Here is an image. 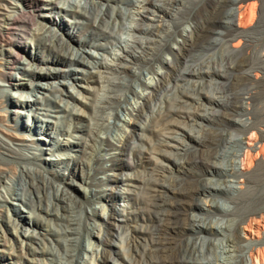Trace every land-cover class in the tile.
Here are the masks:
<instances>
[{
    "label": "bare ground",
    "instance_id": "6f19581e",
    "mask_svg": "<svg viewBox=\"0 0 264 264\" xmlns=\"http://www.w3.org/2000/svg\"><path fill=\"white\" fill-rule=\"evenodd\" d=\"M164 16L170 26L154 23ZM212 51L222 69L206 57ZM135 62L146 67L147 80L131 69ZM118 77L131 100L118 94ZM205 78L219 84L218 97L202 92ZM72 84L89 96L98 89L87 103L79 91L59 89ZM7 104L18 119L56 121L33 122L35 142L0 122V252L8 248L27 264H46L43 257L48 264H122L110 251L117 238L127 247L125 264H264V0H0V113ZM78 105L99 112L90 117L98 130L112 126L118 134L72 125L84 116ZM185 123L200 128L196 146L183 141ZM71 131L87 134L91 144L61 138ZM61 146L76 149L64 154L66 175L56 170L63 159H45L53 170L32 167L33 150L54 155ZM172 161L178 174L168 177L163 163ZM79 171L81 185L101 188L103 195L91 194L103 198L102 214H84L68 192ZM119 185L141 191L138 198L126 190L138 209L118 207ZM201 197L212 203L203 207ZM10 200L15 207L7 209ZM21 208L29 209L31 226L15 230L16 249L4 226L18 228ZM195 213H218L225 222L206 224ZM80 225L97 244L80 243ZM214 228L226 242L216 260L203 261V249L211 253L215 245ZM242 231L247 243L240 246ZM45 241L53 250L41 246Z\"/></svg>",
    "mask_w": 264,
    "mask_h": 264
},
{
    "label": "rangeland",
    "instance_id": "374dc122",
    "mask_svg": "<svg viewBox=\"0 0 264 264\" xmlns=\"http://www.w3.org/2000/svg\"><path fill=\"white\" fill-rule=\"evenodd\" d=\"M121 7H123L124 5H120ZM169 11L175 13V12H178V8L176 7H169ZM178 10V11H177ZM180 12V11H179ZM157 13H154V17L153 19L154 20H157ZM66 19L68 20H71V17L70 16H67ZM155 24H158L160 25L159 27L163 26V27H168L167 25L171 24V22L169 21V17H163V19L161 20V22H154ZM184 27H188V25H184ZM172 30V28L170 29ZM120 37L122 39H125L128 37V35L126 33H120ZM236 42V40H235ZM26 51L28 52V55L30 54H34V49L33 48H29V46H26ZM211 54V55H210ZM210 55V56H208ZM206 57H209L208 60L210 59V63L212 65H215V66H218L220 69L221 68V64H223L224 62L221 63V55L220 53H217L216 51H212V52H208L207 56ZM207 59V58H206ZM213 60V61H212ZM215 62V63H214ZM131 66V69L133 71H137V72H140L142 71V73L145 74V77H146V80L148 79V77L150 76L148 73H147V70L145 69L146 67L143 65V63H139V62H135L133 64H130ZM136 72V73H137ZM72 76H80V75H72ZM133 80V79H132ZM68 83H73V80L72 79H67ZM116 84L119 85V88H118V94H121L122 96H125L126 98L130 99L131 100V96L128 92H126L125 90V87L123 85H125V80H122L120 77H118V79H115L114 80ZM209 80L207 78L204 79V85H203V89H202V92L203 93H206L208 94V96H215V97H218V95H216L215 93V90H216V87H218V83H209L208 82ZM217 81H219V79H217ZM224 82V80H223ZM133 83V86L137 89H139V85L136 81H132ZM74 88L72 87H69V86H65V85H60L59 86V89L60 90H63L64 92H67L68 93H73L75 91H79V93H81L82 96H85L86 98L85 101L87 103H90L91 102V99H93L95 97L94 94H96L97 92V89L94 93H92V95H87V93H85L81 88L77 87L76 85L72 84ZM176 94H170L169 96V99L172 100L174 97H175ZM30 98H33L35 99V97H30ZM79 98H82V97H79ZM67 100V98H66ZM69 101V103H71L72 101L71 100H67ZM173 101V100H172ZM128 102V101H127ZM203 103L206 104V101L203 100L202 101ZM77 103V102H76ZM61 105H64V103H60ZM81 107V110L83 111L84 113V116H82V118H80L79 120H72L71 121V124L72 125H76V126H86L87 128H91L93 130H95L96 132L99 133L100 136L102 137H106L107 135L110 136L111 138L114 137L116 134H118L117 130L115 128H113L112 126L108 129H101V130H98V127L96 125L97 121L96 119H93L90 121V117L91 116H94L95 115H99V112H97L95 110V113H94V109L91 107V106H81V105H78ZM214 108H218V107H214ZM201 108L199 110V113H203L205 115H209L211 113V110L206 108ZM11 110H13L12 106L10 104H7L5 106V109L3 111H1L0 113V122L5 125L6 127H8L11 131L15 132L16 134L20 135L21 137H26L28 139L27 142H35L36 141V137L37 136H40V135H37V133H34V129L31 128V124L34 122L36 124H39L40 125V119H48V120H52V121H56L55 118L53 117H49V118H45L44 116L42 115H36L38 118H39V121L37 122V119L35 120V118H28V117H25V116H21L20 119L14 117V115L10 112ZM119 115L121 117H123V114L121 112H118ZM54 114H59V113H54ZM109 116H110V122L113 121V117H111L112 115V112L109 111ZM108 116V115H107ZM16 119V120H15ZM118 123V122H116ZM205 124V122L203 123ZM185 125L187 126L186 127V130H184V137H183V141L185 142V144H188L189 146H196V143L195 141L193 140L194 138H196V136L198 135V131H200V128L199 126L195 125V124H191V123H185ZM71 136H68V134H63L61 136V138H63V140H70V141H73V142H77V141H82L83 143H86V144H91L90 141H89V137L87 134L85 133H81V132H75V131H71L69 133ZM233 135H235V132L232 133ZM80 137L81 136V139L77 138V137ZM150 139V138H149ZM30 140V141H29ZM150 141L152 143H154L155 141L153 139H150ZM37 144V143H36ZM39 145V144H38ZM37 146V145H36ZM40 147V146H39ZM97 144H96V148H97ZM169 153L173 156V157H176V155L174 154V150L173 149H169L168 150ZM33 154H34V157H35V160H36V163H32V167H39L42 166L44 168H48V169H51L53 170V168H49V166L47 165V163H49V160H46V164H45V159H63V160H58L59 162L61 161L60 164H58V166L56 167V170L59 171L60 173H64V175H66L69 171V168H70V165L69 167H67V158L65 157L64 154H75L76 153V149L75 148H72V147H69V146H61V148H59L55 153L54 155L50 154V152H46L44 154H42V156H40L39 152L37 150H33L32 151ZM91 152V149L90 147H87L86 149V152L85 154H83V158L84 160L88 161V158H89V153ZM82 156V155H81ZM40 158L42 160V163L40 164ZM90 161V160H89ZM151 163V162H150ZM152 164H153V161H152ZM152 164H149V165H146L147 167H151L153 166ZM165 164V175L168 176V177H171L172 175L175 176L177 175V170L176 168L174 167L173 165V161L170 162V163H163ZM110 163H106L104 164V167H109ZM84 171L87 172L88 171V168H84ZM136 171H141L140 173H142L143 175L145 174L144 172H146L147 170L145 169H137ZM80 171L77 173L78 175H76V177L74 178L75 179V184L73 185H70L67 187L68 189V192L71 193L72 195V199L78 204L80 203V205H82V210L84 211V214L85 213H88V214H92L94 212H97V213H101L102 214V211L100 210V206L101 204L104 203V200L103 198H99L97 196H100V195H103V193L101 192V188L99 187H93L91 185H85V184H82L81 185V182H80ZM51 176V175H49ZM60 182V181H59ZM221 186H226L227 183L226 182H223V183H220ZM62 186L64 187V184H62ZM93 189L96 191V198L95 197H92V194L91 192H93ZM126 190H130L131 194L130 196L132 197H138L140 198L142 196V193L139 189H135V188H131V187H127V186H124V185H119V187H117V190H115L116 193H118L119 196L122 197V201L125 200L124 202H122L121 200L118 201V207L120 205H123L125 203H130V206L132 207V209H138L140 207L139 203L136 201V200H132V201H129L127 200L128 198H126L129 194L126 193ZM90 191V192H89ZM133 199V198H132ZM202 200H200V202H198L200 205H202L203 207H207L209 206L212 202L205 197H201ZM219 201V205H222L223 203H226L225 202V197L222 196L220 198L217 199ZM10 200V204L8 203V205L6 206L7 209L9 208H13L15 206L11 205V203H13L14 201ZM15 203V202H14ZM105 204V203H104ZM107 206H109V203H106ZM106 208V207H105ZM23 209L24 212L21 213V216H22V221H24V223L22 221H18V228L17 229H11L7 226H4V229H6V236L7 238L9 239V241L13 244L14 246L18 247L19 249V241L17 240L16 238V235H15V230H20V225L21 226H31V223L30 225H28L29 223V215L26 213V211H28L29 209L27 208H21ZM25 209V210H24ZM103 212H107V209L104 210ZM10 213V211H9ZM84 214H81V216L83 217ZM194 214V213H193ZM200 213H195L197 217V220H203L206 224H211V222H225L224 219L217 215L218 213H216L214 216L210 217V218H207L203 215H198ZM200 217V218H199ZM205 218V219H204ZM95 222L96 224H98L99 226H101V228L103 227V225L105 224L103 222V218H101V216H96L95 217ZM52 224V227L53 229H55L56 231H59L61 229V226L58 224L57 221H54V220H51L50 222ZM201 223V222H200ZM138 224H141L143 225L144 223L140 220L138 221ZM203 224V223H202ZM213 237H216L215 239V245L213 246V249H212V252L211 253H206V249L204 248L203 249V254L200 256V259L201 260H205V259H211V260H216L217 257H218V254L220 253V251L222 249V246L225 244L226 242V239L224 238V236H222L221 234L217 233L216 229L214 228L213 230ZM244 232L245 231H242L240 233V239L239 240V244L238 245H245L247 243V241H245V236H244ZM203 235L205 234V232L202 233ZM89 239L91 243H94V244H97V236L93 235V234H90L88 229L86 227H82L80 225V230H79V241L81 244H83V242L86 241V239ZM115 242H114V245L112 246V248L110 249L112 255L118 260V262L122 263V264H125V258H126V251L125 249L127 248L126 247V244L123 243L118 240L117 238L114 239ZM42 247H46L47 249L49 250H53L52 246H51V243H49L48 241H45V244L44 245H41ZM120 246H122V248H120ZM11 251L6 248L4 249V252H0V264H27V262L24 260V259H21L19 257L15 255H11L9 254ZM56 252V251H55ZM57 253V252H56ZM60 253H63L61 251L58 252V255L60 256ZM12 258V259H11ZM46 261H45V260ZM43 260L46 264H48V260L49 258L48 257H43ZM69 264H74L73 262H69Z\"/></svg>",
    "mask_w": 264,
    "mask_h": 264
}]
</instances>
